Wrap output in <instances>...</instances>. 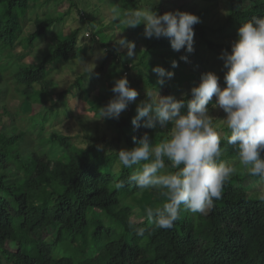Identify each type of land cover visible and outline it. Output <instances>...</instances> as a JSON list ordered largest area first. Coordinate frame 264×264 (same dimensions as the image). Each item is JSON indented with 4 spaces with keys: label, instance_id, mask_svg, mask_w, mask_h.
<instances>
[{
    "label": "trees",
    "instance_id": "trees-1",
    "mask_svg": "<svg viewBox=\"0 0 264 264\" xmlns=\"http://www.w3.org/2000/svg\"><path fill=\"white\" fill-rule=\"evenodd\" d=\"M36 1L0 0V85L10 72L20 102H38L42 108L23 117L26 128L0 125V264H264V199L259 190L250 193L243 182L237 184L245 179L239 176L245 167L224 139L229 131L221 140L224 151L220 159L234 161L230 166L235 171L224 185L222 198L214 201V206L204 214L182 211L180 219L167 230L150 224L146 211L141 218L136 216L138 194L156 195L154 208L166 199L161 190L137 188L128 179L134 169L121 166L117 170L114 165L121 149L135 147L134 136L139 139L147 132L154 144L159 143L165 138L160 132L168 134L170 125L149 129L142 120L141 127L134 129L132 119L137 112L131 103L118 120L106 118L113 130L109 138L81 134L70 125L67 130L53 131L47 138L44 133L46 124L60 119L69 96L80 97L87 81L98 86L91 104L95 112L114 98L111 89L123 72H130L132 79L144 88L142 96L146 97L148 90H158L177 99L188 93L190 99V90L183 85L171 88L167 80L159 86L151 69L160 65L177 77L193 70L208 72L207 63L192 53V66L184 70L183 65L188 63L180 60L182 55L175 52L169 59L168 49L172 48L167 38L144 37L142 45H137L136 40L143 36V24L139 25L137 35H127L136 45L132 59L126 49L118 52L114 42L96 39L98 30L94 31L92 41L107 48V57L97 69L80 74L70 87L57 90L51 78L55 65L86 58L89 45L82 47L79 43L80 28L64 37L52 29L54 24L59 28L66 15L41 13L39 5L30 16L31 5ZM51 1L65 0H45L43 4ZM68 1L70 11L76 9L78 14L83 5H95L98 9L105 4L108 9H116L121 17L136 10L159 9L145 4V0ZM192 1L181 0L179 9L199 16L201 22L209 11V1L202 0L208 4L199 11L198 1L190 4ZM227 6L228 18L221 26H194L211 52H231L233 41L217 42L208 31L235 36L241 24L253 17H264V0H227ZM83 15L82 20L93 23L91 10ZM30 22L33 28L26 31ZM42 42H46V47L40 59L26 63L16 59V47L30 52ZM172 60L179 62L178 67H171ZM109 64L115 71L123 69L120 74L115 73L114 80L108 74ZM222 81L221 87L226 86ZM2 110L11 113L3 106L0 113ZM64 113L68 115V111ZM99 145L102 150H98ZM55 149L62 154L53 159L51 153ZM135 228H143L144 235L137 236Z\"/></svg>",
    "mask_w": 264,
    "mask_h": 264
},
{
    "label": "clouds",
    "instance_id": "clouds-1",
    "mask_svg": "<svg viewBox=\"0 0 264 264\" xmlns=\"http://www.w3.org/2000/svg\"><path fill=\"white\" fill-rule=\"evenodd\" d=\"M159 3L161 0L156 5ZM112 12L118 14L116 9ZM125 22L128 28L143 24L146 39L167 38L175 52L195 51L194 26L200 23V17L195 14L179 9L163 14L136 10L127 14ZM113 42L118 52L126 49L129 59L135 57L134 41L118 35ZM220 59L227 70L224 87L220 77L208 71L191 88L190 99L188 93L177 99L174 95L163 96L159 91L148 90L146 99L137 107L132 125L138 129L142 120L149 129L170 125L168 136L154 144L146 132L139 139L133 137L135 147L117 153L118 162L114 165L117 170L121 166L134 169L129 182L141 190H161L166 197L161 204L146 210L149 223L157 229L172 228L182 211L204 214L214 206V201L222 198L224 185L234 173V168L220 159L224 151L222 136L210 115V103L212 109L226 113L223 123L229 134L224 139L237 153L239 163L250 176L264 181V17H253L241 24L231 52L224 50ZM180 60L188 62V55H182ZM178 64L177 60L171 61L173 69ZM151 71L157 75L161 87L175 75L160 65ZM111 91L114 98L100 110V116L118 120L139 92L129 86L127 77L117 79ZM134 231L142 237L145 230Z\"/></svg>",
    "mask_w": 264,
    "mask_h": 264
},
{
    "label": "rangeland",
    "instance_id": "rangeland-1",
    "mask_svg": "<svg viewBox=\"0 0 264 264\" xmlns=\"http://www.w3.org/2000/svg\"><path fill=\"white\" fill-rule=\"evenodd\" d=\"M45 0H37L31 5L30 9V16L33 15V12L35 9H37L41 13H51L54 15H66L65 20L61 23L59 28L57 27V24H54L52 26V29L55 32H59V37L67 36L71 33L72 30L76 28H80L79 33V43L82 47L84 45H89L88 49L86 50L87 55L86 58H76L66 64L63 65H55L53 70L51 71V78L56 82V89L62 90L64 88L70 87V85L76 80V78L86 72V71H93L94 69H97L100 65V62L102 59L107 57V48L102 47L101 45L94 44L92 41V36L94 31H100L99 34L96 35V39L99 38L100 41H103L105 43L112 41L118 36H124L128 39V34L137 35V30L139 29V26L136 28H128V24L125 22L126 16H119L118 14H114L111 9H108L106 5L104 4L100 8H96L95 5H83L80 14H78V11L76 9H73L70 11L69 9V1L65 0L62 3L57 2H48L47 4H43ZM178 1V2H174ZM196 0H193L190 4L195 2ZM198 4L196 6V10L199 11L203 7H206L208 4L206 1H209V11L204 16L203 19H201L200 23H205L207 25H216L221 26L225 20L228 18V6H227V0H197ZM144 2V1H143ZM145 4L150 6H159V9L154 10L161 13L168 12V11H175L179 9V4L181 3V0H161V3L156 5L157 0H145ZM167 3V7L166 4ZM92 11V18L93 23L87 22L85 19H81V15L83 13L85 14L87 11ZM151 10V9H149ZM180 10V9H179ZM185 11V10H181ZM196 13V12H195ZM84 16V15H83ZM119 16V17H118ZM118 19V21L116 20ZM117 21V22H116ZM33 28V22L29 23V26L27 27L28 31ZM143 31H141L140 35H143ZM27 34V33H26ZM207 34L209 37H212L217 42H228L231 43L237 38V35L232 36L228 35L226 33H223L222 36H219V34H213L211 31H208ZM144 38V35L140 40H136L137 45H140L142 39ZM194 48L195 51L193 53V56L200 57L204 62L207 63V70L215 72L219 77L220 80L224 81L223 77L225 72L227 71L224 69L223 64L224 61L220 59V53L217 52H211L208 48L205 47V44L203 41L199 38L198 34L195 33L194 36ZM142 45V44H141ZM46 42H42L40 46L36 47L34 50L27 52L22 48L16 47L14 50L17 52L16 59L22 60L23 62H31L33 60L40 59L41 55L43 54L42 49H45ZM169 52V59L173 57V54H175V51L168 49ZM180 55H188V65H183V67L186 69H189L192 65H189L190 61H194V57L192 55L190 56L186 52L184 53L182 50L180 52H177ZM193 58V59H191ZM191 59V60H190ZM109 63V62H108ZM111 64V63H110ZM109 64L108 74L110 75V80H114L115 73L119 72L120 70L123 71V69L119 68V70L115 71L113 70L112 65ZM197 69H200V67L197 65ZM183 69V68H181ZM203 73L201 71H195L183 73L182 75H179L177 77L172 78L168 81L169 87H179L180 85H183V87H186L185 90H191L193 86H197L200 83V78ZM6 81H4L3 84L0 85V109L1 107H5L10 111L12 115L5 113L3 110L0 113V125H5L6 127H11L15 125L16 127H27V122L24 120V116L26 117L31 114H35L39 109L42 110L40 105H38V102H29L24 101L20 102L19 98L16 96V88L13 85V80L11 78V73H6ZM127 77L129 81V86L136 89L139 92V96L136 98V100L133 102V106L135 107V111L137 112L138 105L146 99L145 96H142L141 93L144 91L143 87L139 85L137 81H134L130 75V72L125 73L123 72L122 78ZM222 81V82H223ZM94 83V82H91ZM88 81L85 83V89L81 90L80 97H75V95L69 96V104L68 106L62 107L61 109V117L58 121L54 122L53 124H46L44 133L46 135V138L51 135V133L55 130H67L68 126H72L76 132L82 133H90L92 135L100 134L105 135L108 138L113 134V130L110 128V123L106 118H103L100 116V111L95 112L94 109H92L91 104L92 100L94 99V96L97 94V83L91 84ZM146 87V86H145ZM152 91H158V90H152ZM161 95L166 96L167 94L163 91H159ZM210 109V115L213 116V122L217 126V128L221 131V136H225L228 133V129L226 125L223 123V119L226 118V113L222 109H212L211 105L209 106ZM65 114L64 112L67 113ZM70 114V115H69ZM69 116V118L65 117ZM160 133L165 135V138L168 136L166 131H161ZM33 136L35 134L33 133ZM36 137V136H35ZM48 147V146H46ZM62 154L61 150H53L51 155L53 159H56L58 156ZM227 165H233L234 161L229 159H223L222 160ZM237 170V169H236ZM235 171V169H234ZM239 176H242L243 181L237 182V184H241L242 182L246 185V188L248 192H252L254 190H259L261 197L264 199V181L260 180L259 177H252L248 174L246 168L245 172L242 171V169L239 171ZM156 195L154 194H148V193H140L138 194L137 199H135L136 204V216L137 218H141L144 214V211L147 210V208L152 207V203L155 201ZM53 232V229H52Z\"/></svg>",
    "mask_w": 264,
    "mask_h": 264
}]
</instances>
